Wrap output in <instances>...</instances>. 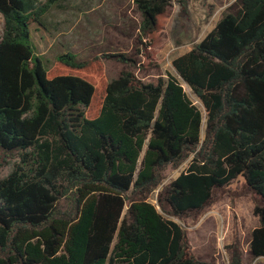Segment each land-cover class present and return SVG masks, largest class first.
Instances as JSON below:
<instances>
[{
	"label": "trees",
	"instance_id": "trees-1",
	"mask_svg": "<svg viewBox=\"0 0 264 264\" xmlns=\"http://www.w3.org/2000/svg\"><path fill=\"white\" fill-rule=\"evenodd\" d=\"M60 1L0 0V167H12L0 178V264H212L163 213L200 214L240 177L260 222L249 253L264 258V0H239L156 83L107 80L100 58L71 52L48 71L30 26ZM136 3L141 36H154L169 0ZM182 82L204 106V137ZM191 156L160 212L148 199L162 172ZM231 248L230 264H245Z\"/></svg>",
	"mask_w": 264,
	"mask_h": 264
},
{
	"label": "rangeland",
	"instance_id": "rangeland-1",
	"mask_svg": "<svg viewBox=\"0 0 264 264\" xmlns=\"http://www.w3.org/2000/svg\"><path fill=\"white\" fill-rule=\"evenodd\" d=\"M136 1L61 0L44 17L43 25L32 23L30 26L35 55L48 71L57 66L58 56L71 52L80 61L100 58L107 80L118 78L123 71H131L142 81L156 83L161 77L166 80L167 74L177 75L173 61L202 42L227 13L239 6V0H169L156 34L141 36L142 17ZM3 31L4 17L0 14V40ZM122 55L132 62H122L118 57ZM59 74L66 73L60 71ZM182 84L204 115V137L207 121L204 106L192 89ZM192 160L193 156L181 166H169L162 172L161 186L148 199L160 212V191L185 173ZM11 170L10 166L0 167V178ZM128 208L129 204L124 215ZM254 209L255 195L249 191L245 178L240 177L225 189L217 190L215 201L200 214L182 219L163 215L185 229L192 252L199 260L230 264L231 247L239 245L245 264H264V258L256 259L249 253L252 233L260 226Z\"/></svg>",
	"mask_w": 264,
	"mask_h": 264
}]
</instances>
